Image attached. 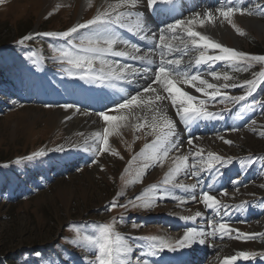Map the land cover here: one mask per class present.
I'll list each match as a JSON object with an SVG mask.
<instances>
[{"label":"rangeland","instance_id":"1","mask_svg":"<svg viewBox=\"0 0 264 264\" xmlns=\"http://www.w3.org/2000/svg\"><path fill=\"white\" fill-rule=\"evenodd\" d=\"M229 3L243 5L253 12V15L233 17V22L245 35L237 34L226 22L229 27L227 32L212 38L239 51L264 55V0H208L205 4L191 1L188 7L196 8L200 4L216 9ZM99 6V0H0V264H89L94 260V254L90 249L71 243L75 238L73 229L79 227L94 233L98 225L110 223L113 218H116L115 230L128 237L133 247L131 264H138V261L143 264L145 260L148 264H159L147 254V242L139 238L183 230L180 223L169 222L167 216L173 213H168L164 204L174 205L186 199V191L173 189L172 194L177 199H158L150 209L132 207L129 203L151 185L163 186L162 180L168 172L166 161L174 156L176 150H172L162 164L148 168L141 180L124 186V180H132L142 163V158L133 160V157L153 140V136L146 135L145 129L134 128L137 122L130 121L128 126L119 130V134L109 138L110 149L119 155L104 153L97 157L92 152H85L83 147L71 148L70 143H81L93 131H102L104 124L96 112V117L80 123L70 117L65 119L73 109L59 107L66 103L73 104L71 97L80 90L77 80L63 73L61 64L56 60L57 52L54 49L69 45L62 39L44 36L35 37L22 45L17 43L26 35L65 31L76 23H83L96 14ZM145 9L137 10L143 12ZM188 15V12L182 13L179 19H185ZM145 19L151 21L149 25L158 23L147 13ZM257 22L263 25L259 28ZM82 34L90 35L86 30H82ZM142 41L145 47L141 48V55L153 48L149 41ZM73 43L79 44L80 37ZM209 54L217 53L209 50ZM177 55L183 57L189 71L199 67L206 74L215 71L221 77L224 73L232 77L229 81L212 77L209 82L217 85H241L264 70V64L259 63L240 71L226 62L197 66L194 58L198 52L190 51L187 55L179 52ZM110 59H119L127 64L131 61L142 67L140 62L130 59ZM190 60L193 63L189 66ZM134 64L130 65L136 67ZM135 87H139L138 84L119 82L110 94L119 99L124 97L120 88H124L126 94L127 90ZM189 88L188 92L194 94V88ZM226 91L229 96H239L247 89L231 87ZM68 96L70 98H66ZM166 102L170 105V102ZM207 106L210 111L220 112L222 118L208 120L210 123L201 120L189 126L190 131L195 127L202 131L205 127L202 122H205V128L211 129L197 133L198 129L195 135L189 134L188 139L191 136L197 140L194 146L184 148L187 152L185 155L190 156V153L202 148L205 156L207 152L237 159L252 156L255 164L245 167L243 171L238 164H233L222 169L223 177L216 181L212 180L215 173H210L208 183L214 184L213 194L223 204L229 205V214L224 217V210L221 209L220 216H216L213 210L208 209L204 212L206 222L224 219L241 233H264V85H260L246 101L217 98L209 100ZM107 107L111 108L112 103ZM173 116L181 131L175 111ZM233 128L236 130L232 131ZM219 137L233 143L225 144ZM200 138L208 139V144L202 146L198 141ZM61 145L66 150L55 151ZM38 150H44L46 155L32 160L22 159ZM18 159L21 160L19 164L15 162ZM93 160L97 162L93 163ZM129 161L133 163L130 165ZM177 180L184 184L192 180L195 184L196 178L191 176L190 169L186 174L178 175L175 182H179ZM221 188L227 191V195H220ZM121 191L123 195L117 197ZM192 192L196 197L200 193L197 188ZM114 198L118 205L126 207L118 206L108 211ZM196 202L188 201L187 205ZM240 205L243 207H238ZM121 215L123 220L119 219ZM231 235V239H221L219 235L211 239L206 237L207 246L199 244L187 247L188 261H194V264H222L225 256L248 251L256 252L257 256L248 261L240 259L237 264H264V236L243 241L234 238L235 232ZM167 239L174 241L178 237L176 234V237ZM203 245L208 248L205 254L201 253ZM164 253L174 254L167 250L161 254ZM183 259L179 258L180 264L185 262Z\"/></svg>","mask_w":264,"mask_h":264},{"label":"snow or ice","instance_id":"2","mask_svg":"<svg viewBox=\"0 0 264 264\" xmlns=\"http://www.w3.org/2000/svg\"><path fill=\"white\" fill-rule=\"evenodd\" d=\"M141 2L142 0H117L116 3L109 4L103 11L98 10L87 21L76 23L65 31L33 33L17 41L18 44L22 45L26 41L39 36L64 40L69 45L68 47L54 49L57 52L56 60L61 64L62 72L68 77L79 79L89 85L115 88L117 82L134 84L138 78L151 79V83L147 87H143L141 92L121 98L119 103L113 102L111 108L106 107L105 110L96 113L103 121L102 131H93L81 143H70L71 148L83 147L85 152H92L97 157L104 153L119 155L109 147L110 136L119 134V130L128 126L130 120L145 119L147 113L150 112V121L145 119V122L137 123L133 127L145 129L146 135L153 136V140L146 143L140 152L133 157V160L142 158V163L135 171L132 180H124V186L141 180L148 168L157 163L162 164L172 150L179 151L178 142H176L178 137L177 122L168 115V105L164 103L165 101L170 102L180 123L191 126L201 120L208 121L222 118L220 112H213L208 109L209 100L220 98L221 100L243 102L260 85H264V70L258 73L256 78L247 80L241 85L210 83L199 71H189L188 66L184 65L183 57L177 55L179 52L187 55L190 51H196L198 55L194 58L195 65H215L218 62H226L236 71L246 70L256 63L264 64V55L250 54L227 47L211 36L196 30L197 27L203 28L206 25H214L219 19L221 24L227 22L237 34L245 35L244 31L233 22V17L236 15H253L251 10L243 5L237 6L229 3L226 6L217 7L215 12L209 9H205L203 12H193L190 17L176 19L173 23L159 29V42L155 43L154 48H150L141 55V46L123 38L116 30L123 28L139 36L140 40L155 41L156 33L141 35V33L146 32V12L171 15L175 11L174 0H144L146 9L143 12L137 10ZM82 30L88 31L90 35L83 36ZM77 37H80L79 44L73 43ZM118 45H124L125 47L118 49ZM209 50L217 54L210 55ZM155 56H158V59L154 58ZM110 57L138 61L142 67H133L130 64L121 63L119 59H110ZM192 63L193 61L190 60L189 66ZM207 75L215 80L222 78L224 81H229L232 79L227 73H224L221 77L215 71H210ZM180 85L194 88L195 92L200 93L204 99L190 94ZM231 87H242L246 88L247 91L239 96H229L226 90ZM120 91L124 92V88H120ZM46 107L51 106L46 105ZM59 107L65 110L76 109V111H79V106L75 104L66 103L59 105ZM244 107L247 108L248 105L245 104ZM142 112L144 117L141 116ZM84 115H89V113L85 112ZM65 119H69V117H65ZM147 129H150V131H147ZM235 130V128L232 129V131ZM219 139L223 140L225 144L233 143V141L224 137H219ZM187 143L194 146L195 140L190 136ZM65 150L62 145L55 149L59 152ZM45 155L44 150H38L22 159L32 160ZM190 156L191 164H189ZM190 156L176 155L172 159L171 167L164 175L163 186L151 185L142 195L136 196L134 201H129L132 207L150 209L158 199H176L172 195V190L176 188L195 190L199 180L195 184L187 185L175 182L178 175L181 173L186 174L190 169L191 176L197 178L204 172L215 173V175H212V180L216 181L223 177L222 169L233 164H238L241 171L245 167L255 164V159L252 156L237 159L232 156L225 157L215 152H207L205 156L202 148L190 153ZM15 162L19 164L21 160L18 159ZM96 162V160H93V163ZM132 163L133 161H129L130 165ZM233 183H239V181H233ZM213 189L214 184L207 183V190L201 189L199 193V202L206 209L213 210L216 216H220L221 209H223V216L227 217L229 205L223 204L213 194ZM122 195L123 192L121 191L117 194V197ZM220 195H227V191L221 188ZM190 199L195 201L197 197L193 194ZM186 202L187 200L181 201V203ZM118 206L126 207V205H118L117 199L114 198L107 210L111 211L112 208ZM238 207H243V205ZM201 215L202 213L197 211L195 216L182 218L192 220ZM119 219L123 220V215ZM115 221L116 218H113L110 223L98 225L97 231L94 233H88L79 227L73 229L75 238L71 243L78 247L90 249L94 254V260L90 261L89 264H131L130 256L133 253V247L128 237L115 230ZM207 229L210 230L188 228L179 239L174 241L159 235L145 236L139 239L147 242L148 255L158 256L165 250L177 252L196 243L205 244L206 237L219 235L221 239L224 237L231 239L233 238L231 234L235 232V239L249 241L264 236V233H241L238 229H233L224 219L208 220ZM256 256V252L237 251L234 255L225 256L222 264H237L240 259L248 261ZM143 264H148V261L145 260Z\"/></svg>","mask_w":264,"mask_h":264},{"label":"bare ground","instance_id":"3","mask_svg":"<svg viewBox=\"0 0 264 264\" xmlns=\"http://www.w3.org/2000/svg\"><path fill=\"white\" fill-rule=\"evenodd\" d=\"M99 1H100V6H99L98 10H100V11H103L105 9V7H104L105 5L107 7L109 4H114V3L117 2V0H99ZM191 1H197L198 3L202 2L204 4L208 2V0H180V2L182 3V6L180 8H178V9H175V11L173 13H171V15L160 14V16H162V17H160V23L158 22L157 25H153V24L149 25V23L151 24V21L148 20V22H147L148 25L146 26V32L145 33H141V35H152L153 33H156L157 35H156L155 41H152V40H144V41H147V42L149 41L150 43H152L153 44V48H154L155 47V43L159 42V29L164 28L167 24L173 23L176 19H179L180 15H182V13H187V12L189 13V15L185 17V19H186V18L190 17V15L193 12H203L205 9H209V10H212L213 12H215V9H213L211 7H207L206 5H200L199 4L198 6H196V8L188 7L190 5ZM145 8H146V2H144V0H142V2L139 5L138 9H145ZM257 23H258L257 25L259 26V28L263 25V24H261L259 22H257ZM227 27L228 26H227L226 22L221 24L219 22V19H218L217 22L214 25H206L203 28L197 27L196 30L197 31H201L202 33H204L206 35H209L211 37H214L217 34L223 35L225 32H227V29L229 28V27L228 28ZM133 36H137V35H133ZM137 39H139V37ZM124 47H125L124 45H121L118 49H123ZM154 58L158 59V56H155ZM136 67L139 68L141 66H136ZM188 70H189V68H188ZM195 71H199L200 74L205 79H207L208 81H210V79L212 78L211 76L207 75L206 73H203L201 71V69H199V67H196V68H194L192 70V72H195ZM77 82H78L77 84H78V87H79L80 90L71 97V102H73V104L79 106V111H76V109L71 110V112L68 115V117H70L71 119H74V121H77V122L80 123V122H82L84 120L87 121V120H89L92 117H96L95 112L97 113V112L100 111V110L98 111V109H102L104 107H107L109 104H111V103L113 104V102H115V101H121V98H126V97H128V96H130L132 94L141 92L143 87H147V85L149 83H151V79L144 80L143 78H138L135 84H138L139 87H135L134 89L132 88V89L127 90L126 94H125V91L121 92L122 96H124V97H121L119 99H117L118 97L114 98L113 96H112V98L108 99L110 97V95H107L104 98V95H106V92L107 93H111V89L112 88H110V87H101V86H98V85H89V84H87V83H85L84 81H81V80H77ZM118 83L119 82H117V84ZM180 86L185 91H188L190 89L189 86H185V85H180ZM193 90L195 91V89H193ZM87 94H91L92 95L91 98L94 97L97 100L95 99V100H93L94 102L91 101V100L89 102H87V98H85V96ZM121 94H119V95H121ZM192 95H196L199 98L204 99V97L200 93L194 92V94H192ZM85 112H88L89 115H84ZM173 113H174V109L168 103V115L173 120H175L174 116H173ZM109 114H116V113H109ZM141 116L144 117V113L143 112L141 113ZM145 118L148 121H150L151 120V113L150 112L147 113V116ZM130 121H135L137 123L145 122L144 119H141V120H130ZM196 123L198 124V122H196ZM208 123H210V121H208ZM209 125H211V124H209ZM198 129H200V128L195 127L194 129H192L190 131L191 132L190 135H195ZM148 130L150 131V129H148ZM177 133H178V137H177V141L176 142H178L179 151L178 152L176 151L174 156L169 161H166V164H165V166L167 167L166 171H168L169 168L171 167L172 159L176 155H185V154H187V152L184 150V148L186 146L192 147V146H190L187 143L188 137L185 135L183 130L180 131L179 128H177ZM195 138L196 137H193V139L196 142L197 139H195ZM198 141H201V145L202 146H204L205 144L206 145L208 144V139H206V138L205 139H201L200 138V139H198ZM216 146L220 147L219 144H216ZM177 181H179V180H177ZM176 183H178V184L179 183H183L184 184L183 181H179V182H176ZM187 184H193V181L189 180L187 182ZM178 189L180 190L182 188H178ZM182 190H183V192L186 191V194L188 196L186 199H183V200H187V202L188 201H193V200L190 199V196L193 195L194 192H192V190H185V189H182ZM172 195H174V194H172ZM197 196L199 197V195H197ZM198 197L195 200L197 202L195 204H193V205H187V202L186 203H181L180 200L179 201L177 200L178 202L176 204H174V205L164 204V206L166 207V211L169 210L168 213H173V214H170L171 216L170 215L167 216L169 218V222L173 223V224L180 223L183 230H181L180 232L177 231V232H171V233H168V234L162 233L160 236H163V237H165L167 239V238H171V237H174V236L176 237V234H177V237L179 239L188 228H195V225H201V227L197 228V229L210 230V229L202 227V225L204 224V221H205V215H204L205 213H204L203 207H201V205H203V204L199 202V198ZM173 206H175L176 208L171 209ZM197 211H200L201 213L203 212L200 217H196L195 219H192V220H185V219L182 218V217H185V216H195V213ZM167 223H168V221H167ZM165 230L166 229H163V231H165ZM205 239H206V242H207V238H205ZM193 245L197 246V245H199V243H196V244H193ZM205 245L207 246L206 243H205ZM206 246L204 247V245H203V248H206ZM187 252H188V249L184 248V249H181V250H179L177 252H174V254L173 253L172 254H160L158 256H152V257L159 264H176V262L178 261V259L180 257L184 258L183 260H186V261H188L190 259L189 254H187ZM234 254L235 253H232L230 255H234ZM188 262H190V261H188ZM239 264H241V263H239Z\"/></svg>","mask_w":264,"mask_h":264},{"label":"trees","instance_id":"4","mask_svg":"<svg viewBox=\"0 0 264 264\" xmlns=\"http://www.w3.org/2000/svg\"><path fill=\"white\" fill-rule=\"evenodd\" d=\"M2 168H8L7 166H3Z\"/></svg>","mask_w":264,"mask_h":264}]
</instances>
